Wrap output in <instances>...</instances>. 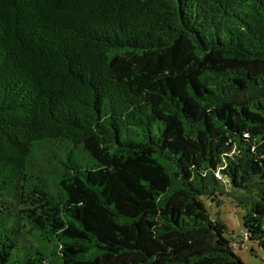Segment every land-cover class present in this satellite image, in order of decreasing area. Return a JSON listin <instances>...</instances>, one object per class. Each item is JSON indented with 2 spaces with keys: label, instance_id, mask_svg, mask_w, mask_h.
Listing matches in <instances>:
<instances>
[{
  "label": "trees",
  "instance_id": "obj_1",
  "mask_svg": "<svg viewBox=\"0 0 264 264\" xmlns=\"http://www.w3.org/2000/svg\"><path fill=\"white\" fill-rule=\"evenodd\" d=\"M225 197L264 251V0H0V264H243Z\"/></svg>",
  "mask_w": 264,
  "mask_h": 264
},
{
  "label": "rangeland",
  "instance_id": "obj_2",
  "mask_svg": "<svg viewBox=\"0 0 264 264\" xmlns=\"http://www.w3.org/2000/svg\"><path fill=\"white\" fill-rule=\"evenodd\" d=\"M48 170L53 171L52 168H48ZM38 174L44 175L42 171H39ZM223 202L220 208L214 205V207L209 208V211L211 213L220 211L221 219L228 226L234 253L241 259L243 264H264V251L255 243L244 240L243 210L230 197H225Z\"/></svg>",
  "mask_w": 264,
  "mask_h": 264
}]
</instances>
